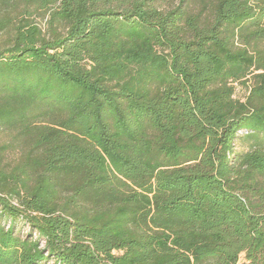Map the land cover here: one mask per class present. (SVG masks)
<instances>
[{
	"label": "trees",
	"instance_id": "obj_1",
	"mask_svg": "<svg viewBox=\"0 0 264 264\" xmlns=\"http://www.w3.org/2000/svg\"><path fill=\"white\" fill-rule=\"evenodd\" d=\"M0 35V264H264V0H0Z\"/></svg>",
	"mask_w": 264,
	"mask_h": 264
},
{
	"label": "rangeland",
	"instance_id": "obj_2",
	"mask_svg": "<svg viewBox=\"0 0 264 264\" xmlns=\"http://www.w3.org/2000/svg\"><path fill=\"white\" fill-rule=\"evenodd\" d=\"M5 38V35H0V42L3 41V39ZM246 93V90L244 89L243 86H241L240 84H237L236 86V96L237 97H244ZM10 138V135L6 132H0V143L2 142H6L8 141ZM237 150H242V149H246L247 145L245 142H243L242 140H239L237 142ZM20 156V152L16 151V152H12L9 153L6 157V160H9L10 162H15Z\"/></svg>",
	"mask_w": 264,
	"mask_h": 264
}]
</instances>
